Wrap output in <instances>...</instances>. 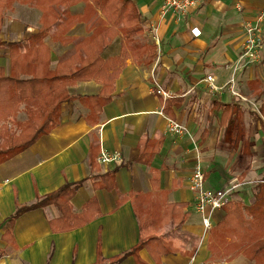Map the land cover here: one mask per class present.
<instances>
[{
  "label": "crops",
  "instance_id": "crops-1",
  "mask_svg": "<svg viewBox=\"0 0 264 264\" xmlns=\"http://www.w3.org/2000/svg\"><path fill=\"white\" fill-rule=\"evenodd\" d=\"M134 1L144 16V35L137 41L155 45V57L150 62L145 55L125 61L111 102L93 122L87 119L89 108L80 100L66 102L58 126L0 164V264H97L99 254L105 264H116L114 258L153 237L136 256L129 254L117 264H141L139 260L145 264H208L213 260L255 264L243 254L214 259L191 180L200 164L206 187L223 188L240 177L244 185L232 199L245 204L254 200L250 187L262 178L264 132L259 108L250 111V96L255 94L250 83L264 79L261 66L241 59V54L244 26L264 10V0H201L181 21L172 12L160 15L163 0ZM71 9L81 14L84 3ZM40 18L36 7L15 2L4 19L1 37L20 41L40 29ZM71 34L87 36L86 24H77ZM45 41L53 51V68L60 56L74 48V43L63 45L52 35ZM122 44V37L115 39L104 57L120 55ZM262 53L264 57V45ZM0 66L10 71L7 50H0ZM208 75L215 78L219 90L210 89ZM233 78L236 91L245 99L232 94ZM159 88L171 97H163ZM101 89L96 80L69 87L74 96L96 95ZM227 104L234 105L235 111L224 116ZM17 118L24 119V114ZM169 119L182 123L184 133L171 132ZM147 141L160 144L149 164L139 160ZM103 149L121 153L122 160L99 163ZM111 172L115 186L109 189L113 181L108 185L100 181ZM79 181L83 184L71 200L72 212L83 211L95 198L89 222L70 230L53 229L51 220L62 216L54 204L26 211L13 225L9 222L20 207ZM174 211L180 212V218L188 214L184 222L175 220ZM224 216L223 209L214 211L213 225ZM8 230L12 235L4 237Z\"/></svg>",
  "mask_w": 264,
  "mask_h": 264
},
{
  "label": "trees",
  "instance_id": "trees-1",
  "mask_svg": "<svg viewBox=\"0 0 264 264\" xmlns=\"http://www.w3.org/2000/svg\"><path fill=\"white\" fill-rule=\"evenodd\" d=\"M15 2L39 9L41 26L20 41H6L1 37V31L6 14ZM79 3H84L81 14L71 9ZM143 20V13L134 0H0V50H7L10 58L9 72L0 66V164L21 154L58 126L61 123L62 105L66 102L80 100L90 110L87 119L94 121L111 102L115 81L125 61L130 57L139 59L145 55V61L150 62L156 55L155 45L141 44L135 40L144 31ZM81 22L86 24L88 35L72 36V29ZM50 35L63 45L74 43L73 50L60 56L54 68L53 51L45 41ZM118 37L123 38L121 54L105 58L104 51ZM91 80L102 84L100 93L71 95L69 87ZM250 84L254 86L253 89L259 86L254 92L261 101L259 117L264 132V86L260 88L262 84L258 79ZM232 106H224V116L234 113ZM21 113L24 119L19 120L17 117ZM159 145V142L147 141L143 144L139 160L149 164ZM110 180L113 182L107 188L112 189L115 186L112 172L105 174L100 182L108 185ZM82 184L83 181L67 183L36 203L20 207L9 222L13 225L15 219L26 211L50 204L56 205L62 212L60 218L51 220L55 230H70L89 222L92 219L89 212L96 203L95 198L85 204L83 211L72 212L71 200ZM250 190L253 202L245 204L231 198L223 207L224 218L209 231V249L214 259L243 254L255 264H264V169L262 178ZM174 212L179 216L175 220L181 223L188 215L185 213L184 218H180V212ZM11 235V230H8L4 237ZM153 239L156 238L142 239L131 251L114 258L112 262L120 263L129 254L136 256ZM139 263L145 264L140 260ZM97 264H105L100 254ZM208 264L219 263L213 260Z\"/></svg>",
  "mask_w": 264,
  "mask_h": 264
},
{
  "label": "built area",
  "instance_id": "built-area-1",
  "mask_svg": "<svg viewBox=\"0 0 264 264\" xmlns=\"http://www.w3.org/2000/svg\"><path fill=\"white\" fill-rule=\"evenodd\" d=\"M200 3L201 0H163L160 7V15L165 17L168 12H172L175 20L181 21L198 8ZM239 8H241L240 5ZM263 25L264 10L257 14L254 21H249L245 24V38L241 59L246 58L249 63L257 62L260 59L263 49ZM193 33L195 36L200 34L196 28L193 29ZM206 81L209 82L211 90H219L212 75H208ZM230 90L234 96L245 99L236 91L234 78L230 81ZM157 92L165 98L171 97V93L164 89L159 88ZM168 127L171 132L176 134H182L185 131V126L174 119H169ZM120 160H122L121 153L110 152L105 149L101 150L98 156V162L101 164H110ZM205 181L206 173L201 165L198 164L195 167L191 182L196 192V210L203 215V225L206 232H208L213 227L212 213L223 209L234 193L241 189L244 181H240L237 178L223 188H208L205 186Z\"/></svg>",
  "mask_w": 264,
  "mask_h": 264
},
{
  "label": "rangeland",
  "instance_id": "rangeland-1",
  "mask_svg": "<svg viewBox=\"0 0 264 264\" xmlns=\"http://www.w3.org/2000/svg\"><path fill=\"white\" fill-rule=\"evenodd\" d=\"M80 4V3H79ZM144 35V31H143V33H141V34H139L138 36H137V38L135 39L136 41L138 40V38L139 37H141L142 38V36ZM138 42V41H137ZM263 45H264V39H263ZM246 58H243V60H245ZM252 64L253 63H257V65H259V66H261V75H262V77H263V79H264V57H263V53L261 54V57H260V59L257 61V62H251ZM235 80V79H234ZM258 81H260L261 82V84H262V86H260V88H263V86H264V82L263 81H261L260 79H258ZM254 86H252V88H253ZM255 88H258L259 89V86H257L256 85V87ZM254 88V89H255ZM253 89V90H254ZM259 93V92H258ZM258 101V99H257V94L255 93L254 95H252V96H250V102H249V107H250V111H254V112H257V109L259 108V106H260V103L259 102H257ZM256 102V103H255ZM254 103H255V105H254ZM257 149V148H256ZM259 149H261V148H259ZM261 151V150H260ZM261 164L263 165L264 164V161H262L261 162ZM262 165H261V167H262ZM262 169L263 168H261V171H262ZM260 170V169H259ZM239 179H240V181H243V179H241L240 177H239ZM248 197L250 198V196H251V193L250 192H248Z\"/></svg>",
  "mask_w": 264,
  "mask_h": 264
}]
</instances>
